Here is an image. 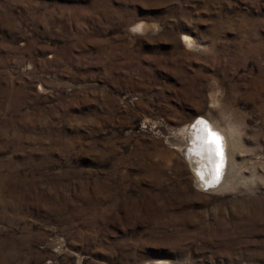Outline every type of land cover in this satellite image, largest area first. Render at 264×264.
Wrapping results in <instances>:
<instances>
[{
    "label": "rangeland",
    "instance_id": "1",
    "mask_svg": "<svg viewBox=\"0 0 264 264\" xmlns=\"http://www.w3.org/2000/svg\"><path fill=\"white\" fill-rule=\"evenodd\" d=\"M0 264H264V0H0Z\"/></svg>",
    "mask_w": 264,
    "mask_h": 264
},
{
    "label": "bare ground",
    "instance_id": "2",
    "mask_svg": "<svg viewBox=\"0 0 264 264\" xmlns=\"http://www.w3.org/2000/svg\"><path fill=\"white\" fill-rule=\"evenodd\" d=\"M187 40V42L189 43L192 41L189 37L187 38ZM209 124L210 125L206 129V126H204V123L202 121H198L197 123L193 122L190 125L186 126L183 131L184 140L186 141L185 144L187 146V148L185 147L186 150L184 151V153L189 155V159L193 161L189 162L194 167V171L199 177L198 180H200L202 183L205 182L207 184L208 182L204 180L205 177L202 174L203 166L201 167L200 163H202L203 165H208L206 166L209 167L210 170V172L208 173H211L213 179L215 180L217 176H222L221 173L224 167V158L227 157V154L229 155V143L226 134L220 129L216 128L210 121ZM196 159H199L200 161H198L200 163H196ZM205 169L206 168H204V170ZM215 182H217V179ZM207 184H205L204 186H206Z\"/></svg>",
    "mask_w": 264,
    "mask_h": 264
}]
</instances>
